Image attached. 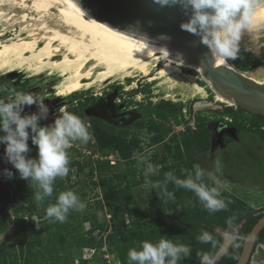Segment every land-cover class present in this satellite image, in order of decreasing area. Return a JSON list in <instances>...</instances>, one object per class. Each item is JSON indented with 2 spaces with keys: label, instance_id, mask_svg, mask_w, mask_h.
Segmentation results:
<instances>
[{
  "label": "rangeland",
  "instance_id": "rangeland-1",
  "mask_svg": "<svg viewBox=\"0 0 264 264\" xmlns=\"http://www.w3.org/2000/svg\"><path fill=\"white\" fill-rule=\"evenodd\" d=\"M263 43L264 25L242 35L239 56L235 60H228L227 63L257 81H264ZM183 72L193 77V79H188L186 86L180 83L182 81L178 84L174 82V84L171 81H149L148 77L136 76L129 77L132 80L130 82L125 81V78L122 80L115 79L114 81L107 80L86 90H79L69 95H59L53 89L54 85H57L60 81L56 76L55 70L51 74L43 72L33 76H29V73L23 69L8 73L5 70H0V89H5L0 95L8 98L17 91H26L45 97L46 95L44 94L48 93L50 95L47 98L54 99V97H57V99H64L66 109H72L75 99L76 101L85 99V96L90 93L99 94L106 91V88L110 87L111 84L118 82L120 87H126L129 91L130 89H135L136 93L133 95L132 101L133 103H141V110L145 111V108H148L153 102L157 103L160 100L170 101L178 105L180 111L175 117L170 119L171 121L169 120L170 122L167 121L168 125H171L163 137L165 141L171 138V140H180L182 134L188 133V131L197 127L199 119L203 118L210 133L211 147L213 149L206 154L199 153L189 157L184 155L182 161L168 157L166 164L178 166L181 162L191 163L192 165H199L203 170L209 168L211 172H215V161L217 156L220 155L218 159L223 167L220 173H215L216 177L218 175L217 178L219 180L224 184L228 183L230 188L242 194L252 205L264 207V142L254 129L251 130L249 128L252 118L243 116V118L238 120V124H234L232 117L230 120L225 119L229 116L224 114L222 109L225 106L235 108L234 104L215 101V92L195 69L188 68L184 69ZM193 82L203 86V94L195 93L192 89ZM51 87L53 90H51ZM35 88L38 90L34 91ZM118 89L114 88L111 94H113L115 100L119 98L120 101H123L126 98H123V95L118 93ZM50 91H53L54 94L50 93ZM204 94L205 96H203ZM207 103H209V106L205 105ZM79 114L83 116L81 109ZM218 122H226L236 128L237 132L240 133L234 136L239 137V140H235L237 137L227 136L228 133L226 135L221 133L220 138L213 139L211 137L212 126ZM110 131L112 132V130ZM90 133L91 139L87 144L77 142L68 149L71 164L69 174L64 178L58 177L54 182V187H56L54 192H57L56 197L62 191L71 190L78 195L81 202L86 204V208L83 211H70L64 223H51L46 217V209L49 205L54 204L56 199L52 200L51 197L44 201L35 199V205L32 206L30 205L29 197L23 198L21 200L22 204H19L24 209L33 210L32 215L23 214L25 220H32L35 227H43L40 236L41 242L35 248H30L33 251L30 254L19 256V249L22 243L24 244V251L27 250V232H23L20 236H16L10 241L8 232L4 229L0 230V244L4 243L7 245L6 254L14 255L17 259L20 257L19 264H23L22 262L24 261L29 264H128V251L132 248H139V239L145 236L147 231H151L156 227L157 229L162 228L161 223L163 221L170 223L173 220L175 209L182 211L187 217L202 215L205 218L208 216L213 221L221 218L218 212L222 211L210 214L204 209L195 194L189 190L177 188V190L172 191L175 199L165 203L164 201L167 198L163 196L162 188H155L154 185L156 183L145 182L135 185L131 184L129 188L130 199L128 200L127 212L124 217L117 218L112 216L109 209L103 204V196L99 187L100 176L131 173L133 175L130 174L127 177V180L131 183L133 177L138 178L139 173L142 172L140 169L142 167L144 169L146 165H137L134 154L139 152H135L127 160H122L113 147H102L98 137H103V134L98 131L93 132V134L90 131ZM233 134L235 133L233 132ZM107 138L111 139L112 137L109 135ZM93 140L95 141L93 142ZM91 142H93L92 146H88ZM164 142H161L151 152L155 151L162 155ZM224 142L228 143L229 147L227 149L229 150H226L223 146ZM29 148L31 150L27 154L28 157L36 158V146L30 143ZM88 159L92 160L90 166L93 168V173L91 175L87 174L88 166L78 170L77 164H72L84 162ZM95 159L107 160L110 170L100 171L96 169ZM129 169L133 170L130 172ZM14 178L12 176L11 179ZM206 182L210 186H214L212 180L209 179ZM122 185L124 186L123 183ZM98 200L102 203V208L96 207ZM231 206L232 209L235 208L234 204ZM249 206L253 208L250 204ZM36 208H38V211ZM8 214H12L11 208L8 210ZM175 221L177 224V219ZM197 223L200 234L202 230L211 232L214 229H220L204 221ZM165 236L162 231L159 237L149 242L156 243L161 238H165ZM88 238H92L96 244L101 241V247H82L81 242ZM11 242L14 244L13 246H10ZM173 242L181 243L179 239H174ZM211 250L214 251L212 248ZM101 252L104 254L101 255ZM192 253L191 250L190 255ZM189 256L182 258L179 264H189ZM259 257H261V253L257 256V258ZM0 261H2L1 257Z\"/></svg>",
  "mask_w": 264,
  "mask_h": 264
},
{
  "label": "clouds",
  "instance_id": "clouds-1",
  "mask_svg": "<svg viewBox=\"0 0 264 264\" xmlns=\"http://www.w3.org/2000/svg\"><path fill=\"white\" fill-rule=\"evenodd\" d=\"M154 3L162 7L178 4L186 14L190 12L187 22L180 25L181 29L199 37L211 57L219 59L221 64L237 59L244 33L264 25V17L258 12L264 6V0H154ZM4 91L0 89V93ZM44 101L42 95L25 91H17L8 98L0 95V144L5 145L4 158L17 170L21 179L29 181V187L36 186L37 201L52 197L55 180L68 176V149L77 142L87 144L91 139L86 122L66 110L54 116L51 123L41 125L40 122L48 120L50 115L49 106ZM33 105L35 112H24L25 106ZM29 139L37 148L36 158L27 155L31 150ZM150 156L148 152L134 154L138 166L146 165L143 169L146 183H152L150 177L159 175L162 167L151 163ZM222 167L219 159L215 161V172L206 173L199 165H193L194 171L181 169L186 176L184 179L169 171L165 173L163 184L157 182L154 187L162 188L163 196L167 198L165 203L175 199L173 192L168 190L171 182L175 188L193 192L210 214L227 210L232 201L223 197L222 185L215 175L221 172ZM4 175L10 179L13 173L5 169ZM206 179L212 180L214 186H210ZM85 208L86 204L73 191H62L56 202L47 207L46 217L51 223H64L70 211H83ZM226 224L225 230H202L197 237L200 243L210 244L215 250L198 253L200 264H217L222 257L229 255L230 247L240 246L236 242L244 237L239 236L233 218H229ZM190 252V245L174 243L165 237L156 243L144 241L139 248L130 249L127 260L128 264H179Z\"/></svg>",
  "mask_w": 264,
  "mask_h": 264
},
{
  "label": "bare ground",
  "instance_id": "bare-ground-1",
  "mask_svg": "<svg viewBox=\"0 0 264 264\" xmlns=\"http://www.w3.org/2000/svg\"><path fill=\"white\" fill-rule=\"evenodd\" d=\"M258 12L264 17V6ZM169 53L168 45L137 41L78 13L68 0H0V70L29 76L55 70L59 95L136 76L186 86L193 77L183 70L200 73L198 67ZM192 89L203 94L195 82ZM215 101L231 104L217 93Z\"/></svg>",
  "mask_w": 264,
  "mask_h": 264
},
{
  "label": "trees",
  "instance_id": "trees-1",
  "mask_svg": "<svg viewBox=\"0 0 264 264\" xmlns=\"http://www.w3.org/2000/svg\"><path fill=\"white\" fill-rule=\"evenodd\" d=\"M159 116H161L165 120H169V118L175 117L178 112L180 111V107L170 101H160L157 106L152 108ZM222 112L228 115L230 118L232 117L234 120V124L239 123V119L243 118V116H250L252 118L251 124L249 128L251 130L254 129L255 132L258 133L260 139L264 142V116L259 114H251L245 111L242 108H232L231 106H225L222 109ZM199 123L197 127L193 130L188 131V133L182 134V138L180 140L175 139L169 141L164 145L163 154L154 153L150 157V162L154 165H161L159 175L150 177L152 183L155 184L160 182L163 184L165 173L169 171H173L177 178L184 179L186 178L185 174L181 172V169H187L189 171H194L193 165L191 163H184L181 162L177 165H167L166 159L168 157H172L173 159H178L182 161L184 155L192 156L202 152L207 151L211 146L210 141V133L206 128V121L201 118L199 119ZM237 126V125H236ZM263 126V127H261ZM162 129V128H161ZM167 132L165 131L156 130L155 134L152 135L151 140L152 142L162 140L164 134ZM99 142L101 143L102 147L110 146L113 147L119 157L123 160L129 159L133 156L135 152H139L141 147L139 145V141L137 138L133 137V139L126 143L124 139L119 138H107V136H103L99 138ZM89 146V145H88ZM95 150V149H94ZM96 162V169L100 171H107L110 170V166L108 165L107 160H99L95 159ZM92 163L91 159L87 161L80 162V163H72L77 164L78 170H81L83 167L88 166L87 174L91 175L93 173V168L90 166ZM71 164L69 165V167ZM130 172L133 169H129ZM142 170L139 173L138 178L132 179L131 183L127 180V177L131 174H124V173H117L112 176L108 175H101L99 178V187L103 196V204L109 209L112 216L117 218H123L124 214L127 212L128 207V200L130 199V186L131 184L135 185L141 182H145V177L143 174V167L140 169ZM11 172L13 173L14 179H11L12 184L14 185L16 191V200L15 204H11L8 206L6 211L0 216V230L4 229L9 234V240L16 236H20L23 232H27V250L24 251L23 243L19 249V253L21 256L22 254H30L33 252L30 248H35L37 245L40 244L41 233L43 230L42 226H34V222L32 220H25L23 214L32 215V209H24L20 204L23 198H30V205H35V192L37 191L36 186L31 185L29 187V181L23 180L19 177L17 170L12 166ZM133 175V174H131ZM209 179H206V181ZM124 184V186L122 185ZM146 183V182H145ZM56 187H54V190ZM169 191H175L177 188L170 182L168 184ZM57 192L53 193L51 197L52 200L56 199ZM222 195L226 200H231L232 203L228 205L227 210H222V212H218V215H221V218L213 221L208 216L205 218L202 215H193V216H185L182 211L175 209L173 212V220L170 223H166L163 221L161 223V227L157 229L153 228L151 231H147L145 236L139 239V246L144 241H151L156 239L160 236L161 232L165 233V237L171 239H179L181 243L188 244L191 247L192 254L189 256V264H200L198 253L205 252V251H212L210 244H202L197 240L198 235L200 234V229L198 230V223L199 221H204L208 224H212L213 226L225 230L227 228L226 221L229 218H233L234 226L236 227L238 223L242 220H245V223L242 225L241 229L238 231L239 236L245 237L248 233L252 225L255 223L257 218L260 216L252 217V213L255 211L260 210V208H252L245 202L237 199L233 195L229 194L224 188L222 191ZM20 203V204H19ZM235 206L232 209L233 205ZM96 207L102 208V203L98 200L96 203ZM12 209V214H8V210ZM38 211V208H36ZM41 210V208H39ZM175 219H177L178 223L176 224ZM188 227V233H187ZM212 232V231H211ZM217 239H220L219 235L214 233ZM264 235V228L260 231L257 235V240H261L262 236ZM243 239H238L236 243H238L239 247H230L229 248V255L222 257L217 264H235L241 248H242ZM101 241L96 244L92 238H88L87 240L81 242L83 246H97L98 248L101 247ZM14 244L11 242L10 246ZM7 245L2 243L0 244V257L1 260L0 264H19V258L17 259L14 255L6 254ZM215 251V250H214ZM104 253L101 252V255ZM15 257V258H14ZM23 264H29L28 262H22Z\"/></svg>",
  "mask_w": 264,
  "mask_h": 264
},
{
  "label": "water",
  "instance_id": "water-1",
  "mask_svg": "<svg viewBox=\"0 0 264 264\" xmlns=\"http://www.w3.org/2000/svg\"><path fill=\"white\" fill-rule=\"evenodd\" d=\"M78 13L128 37L147 44H164L170 48L168 56L196 65L210 88L224 99L251 114L264 116V82H259L229 64L218 63L200 39L182 30L189 13L180 5L160 6L154 0H68ZM210 11V10H209ZM209 106V103L205 104ZM196 106V105H195ZM29 114L32 112H28ZM61 115V113H59ZM46 125L45 121L40 122ZM49 124V123H48ZM232 133L236 128L230 127ZM219 137V135H218ZM31 143L29 139L28 144ZM213 143V140H212ZM5 145L0 144V216L15 203L16 191L4 170L12 165L4 158ZM263 214L245 235L235 264H247L260 230L264 227Z\"/></svg>",
  "mask_w": 264,
  "mask_h": 264
},
{
  "label": "flooded vegetation",
  "instance_id": "flooded-vegetation-1",
  "mask_svg": "<svg viewBox=\"0 0 264 264\" xmlns=\"http://www.w3.org/2000/svg\"><path fill=\"white\" fill-rule=\"evenodd\" d=\"M125 81L130 82L131 80L126 78ZM114 88H119L118 93L123 95V98L126 99H123V101H120L119 98L118 100H115L113 98V94H111ZM36 90L38 89L35 88L34 91ZM51 90H53L52 87ZM50 93L54 94L53 91H50ZM135 93V89H130L129 91L126 87H120L119 83L117 82L115 84H111L110 87L106 88V91L100 92L99 94L90 93L88 96H85V99H81L79 101H76L75 99L72 109H66L64 99H57V97H54V99L47 98L50 94L46 93L44 94L46 96L43 98L45 99L44 102L49 106L50 115L45 123H51L54 119V116H59V113H61L62 110H66L81 117L89 126V131H91L92 134L93 132L98 131L104 136L110 135L112 138L124 139L126 143H129L133 137H135L139 141V145L141 147L139 153L143 154L148 152L152 155L155 153V151L151 152V150H154V148L159 146L161 142L165 141V139L162 138V140L152 142V135L155 134L156 130L165 131L168 129L171 125H168V122H170V119L172 118H169L170 121L168 120L167 122V120L163 119L152 109L154 106H157L161 100L157 101V103L153 102L152 105L148 106V108H145V111L141 110L142 104L133 103L132 101L133 95ZM11 96L12 95H10V97ZM80 109L81 113H83V116L79 114ZM35 111L36 108L34 105L25 106V113ZM230 127L232 126L226 122H218L213 124L211 137L213 139L220 138L221 133L222 135H226V133H228L227 136L233 137L234 134L232 133V129H230ZM110 130H112V132ZM94 141L95 140H93V142ZM168 141L169 139L163 143V148ZM93 142L89 143V146H92L91 144H93ZM259 208L260 210L252 213V217L258 215L261 216L263 214L262 210H264V207ZM244 223L245 220H242L238 223L236 226L238 231L241 229ZM259 252L261 253V257L257 258V256L260 254ZM263 261L264 235L262 236L261 240L255 239L250 259L247 264H258L259 262L262 263Z\"/></svg>",
  "mask_w": 264,
  "mask_h": 264
},
{
  "label": "crops",
  "instance_id": "crops-1",
  "mask_svg": "<svg viewBox=\"0 0 264 264\" xmlns=\"http://www.w3.org/2000/svg\"><path fill=\"white\" fill-rule=\"evenodd\" d=\"M238 130L236 129L235 130V134L234 135H238L240 132H237ZM233 137H237V136H233ZM235 140H239V137H237V138H235ZM234 140V141H235ZM211 141V140H210ZM223 146L226 148V150H229V149H227L228 147H229V145H228V143H226V142H224L223 143ZM261 147V146H260ZM211 149H213V147H211L210 146V148L207 150V151H205V152H202L201 154H206V153H209V152H211ZM261 149H263V147H261ZM218 157H220V155L219 156H217V159H218ZM205 172L207 173V172H211L210 171V169L209 168H207L206 170H205ZM216 175V174H215ZM217 177H218V175H217ZM218 179V178H217ZM219 180V179H218ZM220 181V184L222 185V188H224L229 194H231V195H233L234 197H236L237 199H239V200H241V201H243V202H245L246 204H250L251 206H253V208H259L258 206H255V205H252L242 194H240L239 192H236V190H234V189H232V188H230L228 185V183H226V184H224L221 180H219ZM259 188H260V186H259ZM262 189V188H261Z\"/></svg>",
  "mask_w": 264,
  "mask_h": 264
},
{
  "label": "built area",
  "instance_id": "built-area-1",
  "mask_svg": "<svg viewBox=\"0 0 264 264\" xmlns=\"http://www.w3.org/2000/svg\"><path fill=\"white\" fill-rule=\"evenodd\" d=\"M225 119H228V120H230V117H227V118H225Z\"/></svg>",
  "mask_w": 264,
  "mask_h": 264
}]
</instances>
